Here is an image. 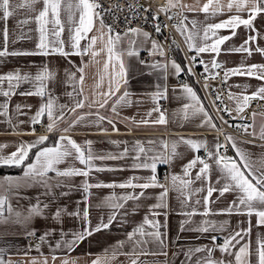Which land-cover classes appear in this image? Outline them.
I'll list each match as a JSON object with an SVG mask.
<instances>
[{
  "label": "snow or ice",
  "instance_id": "snow-or-ice-1",
  "mask_svg": "<svg viewBox=\"0 0 264 264\" xmlns=\"http://www.w3.org/2000/svg\"><path fill=\"white\" fill-rule=\"evenodd\" d=\"M40 5V7H37ZM117 11H124L121 5L117 4ZM173 9H177L174 14H170ZM24 13L23 19H18L16 23L17 29L20 30L12 42L23 40L31 37L23 31V29L35 24L36 28H28V32L35 31L37 43L34 50H9L10 32L8 21L10 18L17 16L18 13ZM202 12L205 14V19L224 14L225 11L232 12L235 10L236 15H231L228 19L219 23L205 24L201 31L197 29V21L195 19L189 21L184 15V11ZM127 11L130 15L123 17L126 25H130L132 20L143 19L147 23V15L151 14L153 24L152 27L156 34L162 33V28H167L168 25L159 21V13H164L169 20L180 17L179 24L174 25L176 31L185 37V42L189 51L195 54L188 59V62L182 67L179 63L172 59L170 62L162 63L155 61L148 67L153 70H159L162 73V78L167 79V71L169 63L174 71V74L179 75L187 72L190 76H195L194 67L203 68L205 79L204 87H209L207 81L219 77V72H213V69H221L222 63L218 62L216 57L221 54L222 46L236 35V29L243 25L251 33L247 36L244 42L237 48L225 49L228 53H246L251 56L253 51L264 56V47H260L258 41L264 39L254 26V20L257 16L264 14V0H207L201 7L196 8L193 5H186L182 0H167L164 7L152 11L150 7L129 4ZM246 12L248 18L245 19L239 13ZM105 14L111 15L114 20H119L120 17L115 16V13L110 9H105L99 3V0H0V21L3 22L0 37V63L6 57L16 56H53L58 55L68 58L72 55L81 57V65H72L75 71L65 69L66 83L72 86V92L67 95L72 99L71 105H60L57 103L58 98L54 97L48 87L49 83L55 80V70L50 69L47 65L42 66L33 75L32 73L22 72L19 69L10 70L5 73H0V117H2L13 132H17L20 126L28 123L29 132H19L20 135H35L36 126L45 127L48 133H60L54 144L48 145V135H40L35 141H19L15 145V151L5 154V149L10 145L0 143V167H16L22 168L23 172L20 176H6L0 180V227L8 224H27L33 216L43 215V209L48 208L45 203L37 201L31 205L26 214L13 208L11 199L13 194L19 195L23 188L32 187L34 185H42L50 194L55 188L69 184L73 177H83L80 185L85 193L84 203L85 208L77 209L74 212L68 213L66 209L58 208L53 214L56 221H61L63 214L79 217L83 221L82 229L79 231L65 233L60 230V237L53 251L64 248L68 252L73 251L81 242L102 230L109 229L112 223L117 219L118 215L126 216L129 213L125 210L121 213V209L125 208L128 201H139L145 196V190L150 188H160L162 191L157 197L158 202L149 206V214L144 217L143 222L127 233L126 241H118L113 248L112 256L117 254L131 257L130 264H143L139 257L142 255H164L167 256V233L161 232V228L166 224H161L156 217L164 215L167 217L168 208L167 197L169 191L178 193V199H181L182 204L191 205L195 203L199 205L201 201L196 199L192 201V197L199 192L206 190L204 196V211L199 212L195 208L182 214L189 219L182 221L181 230H184L183 225L191 222V217L194 215H202L205 217L200 224L189 231L200 233L208 232H223L226 229L228 221L218 224L215 221L207 219L211 215H240L246 216L247 227L234 229L224 236L221 244H216L217 237L213 236L212 241L214 247H196L189 248L185 255L189 264L192 257L197 253H205L204 256L198 257L195 264H264V237H258L253 247L251 240L252 222L251 218L256 217V226L264 227V153L254 160L252 153L241 148L236 141V138L229 134H224L223 129L217 125L208 110L203 106V101L197 95L193 87L187 83L181 84L182 92L185 98L189 101L183 105L181 118L189 119L191 117L201 116L200 127H207L208 130L224 135V141L220 142L217 136L213 146L209 148L207 141L185 139L183 137L178 141L169 142L164 139L146 141L136 140L133 142L131 149L125 147L118 154H98L94 152L91 140H86L84 144L78 143L65 133L70 132L81 122L90 123L92 126L99 129L101 133H107L108 129L102 127L104 121H107L112 127L113 132H119L116 127V121L109 119L108 116L101 114V109H106L109 106V101H112L110 111L115 116L119 115L120 107L130 106V93L125 89L121 93L122 86L127 84V68L124 57H139V48L137 47L138 38L140 44L150 43V54L159 55L166 59V53L163 45L152 39V34L140 27L128 26L123 33L116 32L112 24L105 22ZM189 23L191 28H189ZM67 29V41L64 38V33ZM95 32L89 36V33ZM229 29L231 35H219V30ZM199 38L200 44L194 41ZM87 41L82 46L81 42ZM100 47L97 49V44ZM127 47H121L123 44ZM175 43V41H173ZM66 47L69 49L66 51ZM178 47V45H177ZM101 54L106 55V60L103 63L102 70L97 73V81L95 83V91L91 97L85 95L84 83L86 79V68L88 63H99L96 59ZM202 54H214L210 62H205L202 59ZM84 56H89L88 62L83 60ZM70 63H72L70 61ZM144 64V61H140ZM78 74V75H77ZM232 76H246L261 81V85L251 94L247 93V86L241 93H232L229 89L228 98L235 104L236 116H232L233 109L228 108L223 104V96L219 90H214L215 98L212 101L217 112L227 113L232 119L245 120L247 117L243 115L245 110L251 106V102L255 100L264 101V63L262 64H240L237 67L226 69L224 71L223 83H227ZM23 85H29L27 89L20 91ZM236 87H240L237 85ZM157 91L152 94L156 105L148 111L145 118L135 120L128 118L136 125V127H152L157 125L168 124V118L165 111H162L159 105V100L167 99V87L160 88L157 86ZM120 93V95H117ZM38 97L40 104L36 111L29 116L27 121L17 119L13 123V117L28 116L32 106L27 103H16L13 105V97ZM219 101V104L216 102ZM87 106L89 109L95 108V112H88L76 116L78 109H83ZM28 109V111H24ZM157 113V117L152 119V114ZM261 115H264L262 113ZM75 116L74 119L71 117ZM94 116L92 121H86V117ZM257 113L251 114L252 123H241L237 125H229L236 127L242 134L253 137V140L259 139L264 141V122L259 125L257 131L256 126ZM47 124H44V120ZM222 123H228L220 117ZM65 123L67 126L61 128L60 124ZM251 129V131H249ZM253 140L241 141V143L253 144ZM114 144H119V141H112ZM125 144L127 142H124ZM186 145L196 155L182 167V175L168 174L164 177V182L158 175V165H168L179 154L177 147L179 144ZM255 146V145H254ZM264 147V145H261ZM231 148L234 152L233 156H228L227 151ZM203 149L205 156L201 157L198 153ZM35 150L31 161L30 155ZM134 153L132 156L133 170H149L151 175L148 177H130L122 183L104 184L101 182L91 183L89 178L94 172L115 171L113 168L99 166L96 161L105 160H123L128 157L129 152ZM211 161V163H210ZM78 162L82 167L75 166ZM67 164V167L61 168V165ZM215 166L219 173L215 184L220 187H214L211 181V173ZM196 169L195 176L192 175V170ZM124 170V169H120ZM54 174V175H50ZM143 181V182H141ZM196 181H201L206 184V189L193 188L192 185ZM223 181V183H221ZM120 188L131 189L133 191L120 196L113 194L106 198V203L113 211L109 214L107 222L103 218L96 225H92L89 219L88 197L93 188ZM141 189L139 193L135 189ZM218 192L219 196H224L225 193H236L234 199L226 209H221L218 212H213L210 205L214 201L211 200L213 193ZM155 209H165L164 212L155 211ZM149 216L152 218L150 219ZM55 229L45 232L39 237L41 243L45 242L49 236H52ZM28 235H34V231H29ZM70 236V239L65 237ZM243 241V243H242ZM130 245L129 252H123L125 244ZM156 244L157 250L151 251L147 247L149 244ZM39 250V246H37ZM117 250H120L117 252ZM219 250L221 253L220 259H215L212 253ZM107 255V250H105ZM57 256H52L53 264ZM0 264H13L11 259H5L4 249L0 248ZM31 264H38L33 259ZM43 264H48L47 258ZM61 264H72L68 259L62 260ZM92 264H101L100 259L92 261Z\"/></svg>",
  "mask_w": 264,
  "mask_h": 264
},
{
  "label": "crops",
  "instance_id": "crops-1",
  "mask_svg": "<svg viewBox=\"0 0 264 264\" xmlns=\"http://www.w3.org/2000/svg\"><path fill=\"white\" fill-rule=\"evenodd\" d=\"M207 0H182V3L186 5H193L196 8L201 7ZM224 3H227V0H223ZM40 7V5H37ZM178 11L177 9H174ZM235 10L232 12L225 11L224 14L218 15L215 17H209L205 19V14L199 11L191 12L184 11V15L188 17L189 21L195 19L197 23V29L201 31L205 24L208 23H219L223 20L228 19L231 15H236ZM243 18L247 19L248 14L246 12L239 13ZM24 13L21 10L17 16L10 18L8 21V27L10 32V43L9 50H34L37 43L38 34L33 30L28 32V28L35 29V24H30L26 26L23 31L26 32L31 39L16 40L15 43L12 40L19 35L20 30L17 29L16 23L18 19H23ZM189 28L191 24L189 23ZM254 26L259 31L261 35H264V14L257 16L254 20ZM3 22L0 21V31H2ZM123 33V32H122ZM97 34L95 32L89 33V36ZM219 35L229 36L231 35V30L222 29L219 30ZM254 34L246 29L243 25L236 29V35L228 40L221 50V54L216 57L218 62L222 63L223 71L226 69L234 68L240 64H262L264 63V56H261L259 53L253 51L251 56H247L246 53H228L225 52V49L237 48L239 47L248 35ZM67 29L64 33V38L67 41ZM181 35V34H180ZM186 47L185 37L181 35ZM138 38L137 47L139 48V57H124L125 65L127 68V84L122 86L121 93L126 89L130 93L131 105L120 107L118 109L119 115L115 116L111 113L110 107L112 101H109V106L106 109H101L100 112L103 115L109 117L116 121V127L119 129V132H113L111 125L104 121L101 125L104 128L108 129L107 133H101L98 128L92 126L90 123L81 122L70 132L65 133V135L71 136L78 143L84 144L86 140H91L93 142L92 147L94 152L98 154H118L123 151L125 147L131 149L132 144L136 140L146 141L148 139L159 140L164 139L169 142L178 141L181 137L185 139H194V140H205L208 143L209 148L213 146L214 141L217 136L219 141H224V135L218 134L214 131H210L207 127H200V122L202 117H191L189 119H182L181 113L183 105L189 103L185 98L184 93L181 89V75L186 73L183 72L179 75L174 74L173 69L169 63L167 71V79L162 78V73L159 70H153L148 67L155 61H161L162 63L170 62L172 59H175L182 67L185 65L184 59L180 52L171 55L170 57L163 58L161 56L152 55L149 52L151 48L150 43L140 44ZM195 43L200 44L201 40L197 38ZM87 41H82V46L86 44ZM260 47H264V39L258 41ZM0 44H2V37H0ZM97 49L100 47V44H97ZM121 47L126 48L127 44L121 45ZM69 49L66 47L65 49ZM143 55H147V58H144ZM214 54H202V59L205 62H210ZM90 59L89 56H84L83 60L88 62ZM99 63H88L86 68V79L84 83V92L85 95L91 97L92 93L95 91V83L97 81V73L102 70L103 63L106 60V55L101 54L96 58ZM70 61L72 63H70ZM140 61H144V64H141ZM79 66L81 65V57L72 55L68 58H64L58 55L53 56H16V57H6L3 59V63H0V73H5L10 70L19 69L22 72L32 73L33 75L37 72L39 68L44 65H47L50 69H54L56 76L55 80L49 83L48 87L54 97L58 98L57 103L60 105H71L72 99L67 95V93L72 92V86L70 83H66L65 69L69 71H75L72 65ZM216 69H213L215 72ZM78 75V74H77ZM261 81L249 78L246 76H232L227 81V88L231 90L232 93H241L244 91L245 86H247V93L251 94L255 91L260 85ZM167 87V99L159 100V105L162 111H165L168 124L157 125L152 127H136L134 123L128 118H134L135 120H140L146 117V114L150 109H152L156 102L152 98V94L155 93L158 89ZM191 87L194 88L197 95L203 101V106L208 110L209 114L213 117L214 121L220 127V123L213 116L210 109L208 108L206 102L204 101L200 90L197 85L191 80ZM239 85L240 87H236ZM30 87L29 85H23L20 91H23ZM117 95H120L118 93ZM3 98H0L2 102ZM40 99L38 97H21L19 95L13 97V105L16 103H27L32 106L31 112L28 113V116H19L13 117V123H16L17 119L27 121L29 116L32 115L37 107L40 104ZM165 104L166 107L162 108L161 104ZM235 108L234 102L231 100ZM28 111V109H24ZM95 112L96 109H89L85 106L83 109H78L76 116L88 113ZM255 112L256 116V126L257 131L259 130V125L264 122V106L262 109H253L251 114ZM157 113L152 114V119L157 117ZM72 119L75 116L71 117ZM94 116L86 117V121L94 120ZM44 124H47V120H44ZM65 123H61L60 127H66ZM29 132L30 128L28 123H25L20 126V129L17 132H13L12 128L8 123L0 117V143H7L10 146L5 149V154H9L12 151H15V145L19 141L32 142L37 139L40 135H48L49 140L46 144H54L58 135L60 133H48L43 126H36L35 135H20L19 132ZM251 131V129H249ZM232 135L236 138L237 143L241 148H244L252 153V158L254 160L258 159L262 153H264V141L259 139L253 140V137L248 136V139H244L238 136H235L231 133H224ZM253 140V144L241 143V141ZM112 141H119L120 143L114 144ZM124 142H127L126 144ZM255 145V146H254ZM35 150L30 155L29 161L26 163L32 162L31 157L34 155ZM178 156L173 159V161L168 165H158V175L166 173L168 174H179L182 175V167L187 164L188 161L193 159L194 153L186 145L179 144L177 147ZM204 152L203 149L198 153ZM134 153L129 152L128 157L123 160H105V161H96L99 166L106 168L116 169L115 171H103V172H94L89 178L91 183L101 182L104 184L110 183H122L127 181L130 177H148L151 175L149 170H133L131 165L133 164L132 156ZM228 156H233L234 152L231 148L227 151ZM211 163V161H210ZM77 167H82L76 163ZM61 168L67 167V164L61 165ZM7 169H12L6 172H0V180L6 176H20L23 172L22 168L16 167H5ZM124 169V170H120ZM196 169L192 170L193 177L195 176ZM54 175V174H50ZM219 173L216 171L215 166L213 167L211 173V181L214 187H220V185L215 184L216 179L218 178ZM83 177H73L69 184H66L62 187L55 188L50 194L42 185H34L32 187L23 188L20 190L19 195L13 194L11 203L14 209L26 214V210L39 201L41 206L47 203L48 208L43 209V215L33 216L27 224H8L0 227V248L4 249L5 259H11L13 264H31V261L35 259L38 264H43L45 258L48 260V264H53L52 256L55 254L57 259L54 264H61L62 260L68 259L72 264H92V261L97 260L98 258L101 261V264H130L131 257L126 255L117 254L115 257L112 256L113 248L118 241H126L127 233L131 232L134 227L143 222L145 216L149 214V206L156 204L158 202L157 197L159 196L162 189L160 188H150L145 190V196L141 197L139 201H128L124 209H121V213L125 210L129 213L126 216L118 215L117 219L112 223L111 227L106 230L95 233L90 236L83 242H81L73 251L68 252L63 247L60 249H54L55 243L61 239L60 230L61 228L65 233H71L79 231L82 229L83 221L79 217L70 216L63 214L61 221H56L53 218V214L58 208L66 209L68 213L74 212L77 209L83 211L85 208L84 198L85 193L80 187ZM143 182V181H141ZM223 183V181L221 182ZM193 188L204 187L206 189V184L201 181H196L193 185ZM131 189H120V188H93L91 189V194L88 197V211L89 219L91 220L92 225H96L101 218L107 222L109 214L113 211L107 206L106 198L115 194L116 196L123 195L125 193L131 192ZM141 189H135L136 193H139ZM206 195V190L199 192L198 194L192 197V201L199 199L201 203L196 205L191 203V205L182 204L181 199H178V193L175 191H169L167 197L168 212L167 217L160 215L156 217L160 223L166 224V228L162 227L161 232L167 233V256L164 255H142L139 257L140 261L143 264H189L186 258V251L189 248L196 247H214L212 237L216 236V244H221L224 238L229 232L234 229L247 227V217L240 215H211L207 217L212 221L217 222L218 224L228 221L226 229L223 232H208L200 233L196 231H189L197 227L200 222L205 219L202 215H194L191 217V222L184 224V230H181L182 221L188 220L189 218L183 215V212L190 211L192 208H195L199 212L204 211V196ZM236 199V193H225L224 196H219L218 192H214L211 198L213 203L210 207L212 211L218 212L221 209H226L230 203ZM158 212H164L165 209H155ZM151 219L152 217L149 216ZM252 222V234L251 240L253 242V247H255V242L258 237H264V227L256 226V217L251 218ZM55 229V232L52 236H49L47 240L41 243L39 237L45 232ZM29 231H34V235H28ZM70 236L65 237V239H70ZM243 243V241H242ZM39 246V250H37ZM149 250L156 251V244L147 245ZM105 250H107V255H105ZM120 250H117L119 252ZM123 252L130 251V245L125 244L122 249ZM205 253H197L192 257L191 264H195V260L198 257L204 256ZM215 259L221 258V253L219 250H216L212 253Z\"/></svg>",
  "mask_w": 264,
  "mask_h": 264
},
{
  "label": "built area",
  "instance_id": "built-area-1",
  "mask_svg": "<svg viewBox=\"0 0 264 264\" xmlns=\"http://www.w3.org/2000/svg\"><path fill=\"white\" fill-rule=\"evenodd\" d=\"M99 3L103 5L105 9H110L115 13V16L120 17L119 20H114L111 15L105 14V22L107 24H112L115 28L116 32H124L128 26L131 27H140L143 28L145 31L152 34V39L158 41L160 44L163 45V48L166 53V57H170L173 54H176V52H180L182 55L185 64L188 62V59L195 53L192 51H189L188 47H186L180 33L176 31L174 28V25L179 24L180 17L176 16L175 19L169 20L167 16L164 13H159V21L161 23H165L168 25L167 28H162L161 34H156L152 24V16L151 14H145L147 15V23L143 19H135L131 21L130 25H126L124 22L123 17L125 15H130V13L127 11L128 5L133 4L137 7L144 6V7H150L152 11H156L157 9L166 6L167 0H99ZM119 4L124 9V11H117L116 5ZM176 10H172L170 14H174ZM175 41V43H173ZM178 45V47H177ZM144 58H147V55H143ZM219 72V77L215 79H209L207 81L209 87L206 89L204 87L205 79L203 73V68L196 66L194 67L195 76H190L187 72L181 75V83H187L190 84L191 80L194 81V83L197 85L198 89L201 92V95L206 102L208 108L210 109L213 116L218 120L220 123V127L223 129V133H231L235 136L248 139V135L242 134L236 127H230L229 125H237L241 123H252L251 119V110L253 109H262L264 106V101L261 100H255L251 102V106L248 107L243 115L247 117L245 120L240 119H232L227 113L224 112H217L215 110V106L213 105L212 101L215 98V92L214 90H219V92L223 96V104L226 105L228 108L233 109L232 116H236L237 113L235 112V108L233 104L231 103V100L228 98V88L227 84L223 83L224 78V71L223 69H216L215 72ZM219 104V101L216 102ZM161 107L164 108L166 105L163 103L161 104ZM220 117H223L224 121H227L228 123H222ZM40 126V125H38ZM201 157L205 156V153H200ZM166 173L160 174L159 177L161 179V182H164V177ZM223 241V239H221Z\"/></svg>",
  "mask_w": 264,
  "mask_h": 264
},
{
  "label": "trees",
  "instance_id": "trees-1",
  "mask_svg": "<svg viewBox=\"0 0 264 264\" xmlns=\"http://www.w3.org/2000/svg\"><path fill=\"white\" fill-rule=\"evenodd\" d=\"M9 170H12L11 168L10 169H7L5 167H0V172H6V171H9Z\"/></svg>",
  "mask_w": 264,
  "mask_h": 264
}]
</instances>
